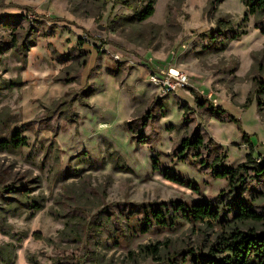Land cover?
Returning <instances> with one entry per match:
<instances>
[{
	"label": "rangeland",
	"instance_id": "rangeland-1",
	"mask_svg": "<svg viewBox=\"0 0 264 264\" xmlns=\"http://www.w3.org/2000/svg\"><path fill=\"white\" fill-rule=\"evenodd\" d=\"M143 3L135 0L137 10ZM153 6L139 22L112 0H0V139L18 130L26 140L0 151V186L22 187L30 196L18 210L22 198L15 194L11 206L0 200L9 230L0 233L2 264H191L190 252L208 253L226 235L224 222L182 217L143 233L141 204L201 203L224 213L228 197L218 194L227 181L199 169L192 156L180 161L178 147L197 125L212 140L207 145L226 154L225 166L243 162L249 144L256 158L264 157V109L257 106L264 95L256 92L257 79L264 83L257 72L264 66V33L253 16L245 19L241 0H155ZM148 57L182 71L215 101L189 86L160 92ZM69 95L78 97L70 105L75 117L52 124L44 113ZM207 103L218 109L209 112ZM180 105L192 123H185ZM152 156L160 172L197 189L153 171ZM257 182L238 194L259 211L264 185ZM156 243L160 263L141 250Z\"/></svg>",
	"mask_w": 264,
	"mask_h": 264
},
{
	"label": "trees",
	"instance_id": "trees-1",
	"mask_svg": "<svg viewBox=\"0 0 264 264\" xmlns=\"http://www.w3.org/2000/svg\"><path fill=\"white\" fill-rule=\"evenodd\" d=\"M141 1H144V3L140 10L136 8L134 4L135 0H112V3L132 9L135 12L136 20L141 22L153 14L155 0ZM241 3L246 8L245 19L247 15L253 16L255 28L264 33V0H241ZM224 23V20L217 19L218 26L221 25L220 27H223ZM242 33H244V31L238 33L233 32L230 36H224V39H235ZM80 67H84L83 62L80 63ZM79 71L80 68L77 72ZM257 72L264 73V66H260ZM260 79L259 77L256 82V92H258L259 95H264V85H262L264 83H262ZM71 80L72 78H70V76L64 78V82H71ZM77 99L78 97L76 95H69L58 100L44 113L46 119L51 121L52 124L61 116L72 117V120L75 114L70 108V105L73 100ZM246 102L250 104L251 100L248 99ZM207 104L209 112L218 109L213 107L210 103ZM204 105L205 103L202 101L197 104V106L201 108H203ZM257 106L259 111L262 112V109H264V99L258 97ZM181 107L184 109L183 117L185 123H192L193 120L189 119L191 112H188L186 106ZM219 111L223 112V110L220 109ZM218 116L222 121L229 120L238 122L230 115H227L226 119H223L220 115ZM146 117H144L140 129H137V133H139L140 136H142V131L146 127ZM128 130H130V128H128ZM246 137L247 135L243 134V138ZM141 141L142 139L139 138V142ZM207 142L213 144L205 130L196 125L191 135L181 138L177 157L180 161H186L189 156H192L194 157V161L199 163V169L202 171L209 170L214 178L225 179L227 181V190L222 189L218 194V196L227 194L226 196L228 197L224 200L227 207L224 213H221L217 208H212L201 203H194L190 206L180 201L170 202L169 204L165 202L143 203L141 204L142 221L140 223V231L146 233L152 226L170 228L176 224L175 220L178 217L195 222H224L228 226L227 232L225 236L220 237L216 248L210 249L209 252L205 254L190 252L192 257L191 264H264V210H255L252 208L251 203L241 199L238 194L242 193L247 183L251 180H257V183H262V185H264V157L256 158L253 154L252 146L249 144L245 160L235 167H228L223 164L226 159V154L224 152L219 153L215 151V149H212V146L207 145ZM24 145H26V140L18 130H15L8 139H0V151L18 149ZM210 148L212 150H210ZM204 152L206 154L205 156H203ZM151 161L152 170L161 173L165 178L180 184L185 183L187 186L193 185L189 181H184L166 172H160L161 168L156 156H152ZM193 187L197 189L194 185ZM14 194L22 198V200L20 199L21 202L18 200L19 204L16 203V206H14L15 210L20 209L19 207H23V205L26 207L29 205V190L22 189V187L8 188V186L5 185L0 186V200L6 203L5 206H11L13 203L11 196ZM31 208L34 211H38L40 210V205L34 202ZM0 233H9L8 227L3 225L1 219ZM141 250L144 252V256L151 257L155 263L161 262L158 243L145 245ZM210 251L222 253V256L220 258L214 257ZM3 259H5V257L0 255V264H2ZM164 264H176V260H166Z\"/></svg>",
	"mask_w": 264,
	"mask_h": 264
},
{
	"label": "built area",
	"instance_id": "built-area-1",
	"mask_svg": "<svg viewBox=\"0 0 264 264\" xmlns=\"http://www.w3.org/2000/svg\"><path fill=\"white\" fill-rule=\"evenodd\" d=\"M173 54V52H172ZM118 58V56H116ZM148 67L150 68V80L153 84H155L160 92L164 94H171L177 89L181 88H194L202 97H207L211 101H215L214 98L211 99V96L205 94L203 89H198L193 84L189 82L188 76L182 71L178 70L173 66L164 65L159 67L153 62L152 57H148L147 59ZM199 96V97H200Z\"/></svg>",
	"mask_w": 264,
	"mask_h": 264
}]
</instances>
